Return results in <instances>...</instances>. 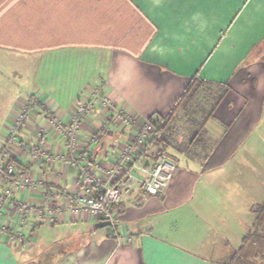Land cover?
Returning a JSON list of instances; mask_svg holds the SVG:
<instances>
[{
    "label": "crops",
    "instance_id": "crops-1",
    "mask_svg": "<svg viewBox=\"0 0 264 264\" xmlns=\"http://www.w3.org/2000/svg\"><path fill=\"white\" fill-rule=\"evenodd\" d=\"M193 79L225 88L203 128V156L177 157L160 196L136 185L123 192L115 230L69 214L35 226L32 214L24 227L32 246L17 247L9 228L17 201L37 208L46 195L62 205L60 190L77 189V166L48 160L70 156L52 116L67 124L76 101L95 91L106 97L76 142L81 166L109 169L118 146L136 135L109 125L112 113L157 123ZM30 97L38 103L6 154L36 187L14 195L0 220V264L264 261V221L253 230V209L264 202V0H0V148Z\"/></svg>",
    "mask_w": 264,
    "mask_h": 264
},
{
    "label": "built area",
    "instance_id": "built-area-1",
    "mask_svg": "<svg viewBox=\"0 0 264 264\" xmlns=\"http://www.w3.org/2000/svg\"><path fill=\"white\" fill-rule=\"evenodd\" d=\"M37 103V98H28L14 118L0 148V183L4 185L0 197V220L3 219L14 195L24 191L32 192L36 187L31 174L17 171L15 162L6 153L8 146L17 142L18 134ZM96 103L105 107L109 105V100L102 97L99 91H95L90 99L74 103L67 124H61L55 116L51 117L49 125L67 139L70 156L49 157L48 160L50 163L60 161L66 166H77V189L73 192L60 190L64 200L62 205L55 204V198H48L46 195L40 198L37 208L22 199L16 202L13 212L15 224L9 228L19 249L32 246L31 239L24 235V227L28 226L32 214L35 215V226H50L58 221L62 222L63 217L69 214L71 218L79 221L93 219L96 222H109L108 228L115 230L117 225L113 208L120 203L123 192L131 191L136 185L143 194L157 197L164 193L173 178L177 168L176 160L165 154L151 157L150 143L156 135V128L150 121L137 120L123 110L113 112L108 124L130 127L135 129L136 135L118 146L111 168L105 169L100 163H94L91 169L81 166L76 134L81 122L96 110ZM108 124L100 118V128L105 133L110 131ZM150 157L151 162L146 164L143 160Z\"/></svg>",
    "mask_w": 264,
    "mask_h": 264
},
{
    "label": "trees",
    "instance_id": "trees-1",
    "mask_svg": "<svg viewBox=\"0 0 264 264\" xmlns=\"http://www.w3.org/2000/svg\"><path fill=\"white\" fill-rule=\"evenodd\" d=\"M260 50L261 48H258L256 53ZM224 91L225 88L221 84L193 79L168 117L159 120L157 123L152 122L151 118H149L148 121L156 128V135L150 143L153 148H156L155 155H168L166 154V148L169 147L170 134L166 123L175 115L181 121L185 120V125L189 131H196L191 138L192 140L196 139L195 135L197 132L201 131L203 134L204 125L212 117L215 108L220 104ZM253 213L256 215L253 230H257L264 221V202L257 204L253 209ZM253 235V233L248 232L242 241V245ZM231 261L233 263L234 260L232 259Z\"/></svg>",
    "mask_w": 264,
    "mask_h": 264
},
{
    "label": "rangeland",
    "instance_id": "rangeland-1",
    "mask_svg": "<svg viewBox=\"0 0 264 264\" xmlns=\"http://www.w3.org/2000/svg\"><path fill=\"white\" fill-rule=\"evenodd\" d=\"M166 127L169 129L168 132L170 134L169 136L170 140L168 141L170 143H169V147L166 148V154L174 158V160H176L177 157L183 154H189V155L194 154L197 157L198 156L200 157L207 152L208 143L205 140L201 131L197 132V134L195 135L196 139L192 140L191 138L194 136L193 134L196 131H189V129L185 125V120L181 121L180 118H178V116L175 115L174 117L170 118V120L166 123ZM152 150L154 156L156 148H153ZM252 261L255 260L253 259ZM261 263H264V261Z\"/></svg>",
    "mask_w": 264,
    "mask_h": 264
},
{
    "label": "water",
    "instance_id": "water-1",
    "mask_svg": "<svg viewBox=\"0 0 264 264\" xmlns=\"http://www.w3.org/2000/svg\"><path fill=\"white\" fill-rule=\"evenodd\" d=\"M109 222H98L96 225H95V228H105V227H109Z\"/></svg>",
    "mask_w": 264,
    "mask_h": 264
}]
</instances>
